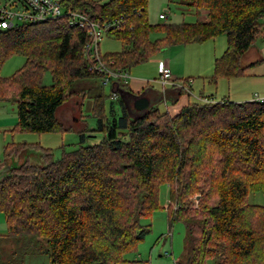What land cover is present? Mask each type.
Wrapping results in <instances>:
<instances>
[{"label":"trees","instance_id":"1","mask_svg":"<svg viewBox=\"0 0 264 264\" xmlns=\"http://www.w3.org/2000/svg\"><path fill=\"white\" fill-rule=\"evenodd\" d=\"M61 2L93 20H119L108 35L121 49L102 54L104 61H114L112 68L129 70L167 46L201 44L224 34L226 48L214 59L211 84L244 76L241 58L264 34V0H179L205 10L207 20L161 24L149 23L147 0ZM154 32L162 36L151 39ZM87 40L86 30L70 27L66 18L0 31V69L12 55L25 59L11 76L0 75V101L12 96L16 102L10 132L74 130L56 112L73 97L90 94L92 86L79 83H101L82 54ZM45 72L50 85L41 83ZM101 86L91 96L90 112L99 142L81 143L88 132L83 124L76 131L80 144L59 159L32 144L4 146L7 163L32 146L41 163L26 158L0 173L3 236L37 237L54 264H121L149 231L141 220L159 208V187L166 183L168 221L185 229V255L178 264H264V202H249L250 193L264 197V100H195L170 114L159 108L166 93L143 89L130 91L127 104L120 99L119 116L113 104L106 112ZM171 89L175 98L183 93ZM135 95L147 97L150 106L136 110Z\"/></svg>","mask_w":264,"mask_h":264},{"label":"rangeland","instance_id":"2","mask_svg":"<svg viewBox=\"0 0 264 264\" xmlns=\"http://www.w3.org/2000/svg\"><path fill=\"white\" fill-rule=\"evenodd\" d=\"M161 14L163 17H160ZM147 18L151 24L193 22L197 19L201 21L207 20L205 10L200 9L195 11V9L181 4L179 0H147ZM161 36L162 34L158 32L151 33L150 35L151 39H156ZM220 48L222 49L220 52L222 54L223 50H225L224 48H226V36L224 34H219L214 39H210L201 44L167 46L156 55L152 56L147 62L131 67L129 71L131 75L129 74V78L133 79V77L142 76L143 74H135L136 69H140L145 71L142 76L145 77L144 79L153 81V78L156 79L159 76L158 62L168 61L172 63L175 68L183 72L186 71V73L189 72L190 74L188 75L192 76H181L178 79L182 80L188 78V83L185 86L190 92L193 87L194 89H198L199 92L200 88L197 87L196 84L191 86V83L193 79H196L197 84L200 83V85H202V80H207V82L211 84L209 79L213 71V57H215V55L219 56L217 49ZM120 49V41L111 35H104L99 42V51L103 55L118 52ZM247 54H245L244 59L249 60L254 59V57L256 59L259 56L257 52L253 50ZM24 60V57L19 54L8 57L1 66L0 75L2 77L11 76L24 64ZM210 63H212V66ZM230 80V86L227 85V80L220 84L216 98L217 101L223 98V96H221L222 94L230 100L235 98V86L232 84L234 81L242 82L240 86H243V92L247 91L248 93L245 97L248 98L247 101L264 99L262 96V91L264 90V84L262 83L264 82L261 79L255 77L254 80H250L248 77L242 79L241 77H236V79L231 78ZM89 82L90 81L79 83V87L87 89L88 86H92L90 94L85 93L86 95L83 100L81 96L73 97L67 104L59 107L56 112V116L66 125H71L74 129L73 131H66L63 133L14 132L12 134L8 133V136L16 143H27L50 149L54 159H59L63 150H73L80 144V138L76 131L84 127L83 124L87 125L86 128L88 132L85 141L81 143L84 145H91L99 142L102 135L95 131L96 120L90 115V112L91 96L100 92L101 83ZM41 83L43 85H50L52 83L49 72L43 74ZM152 85L155 89L159 88L156 83ZM211 85L213 86V83ZM212 86L211 89L208 87V90H212L211 93L213 94L215 90ZM101 87L104 94L108 97L105 103L106 112L109 113V107L113 104L115 113L120 116L122 112L119 96L117 99L112 98L111 86L109 84ZM194 97L197 99L198 96L195 95ZM80 103L82 105H80ZM159 108L160 110L165 109L163 102L159 105ZM79 111H81L82 114V117H80L81 121H75L74 119L76 116H79ZM0 117L4 119L5 124H9L11 128L15 125L17 121L15 97L11 96L6 100L0 101ZM72 124L75 125L73 126ZM34 146L32 147L35 148ZM33 148L26 150L24 154L13 159L12 164L16 165L20 160L26 158L30 161L41 163L39 150ZM1 160H3V157ZM4 166L5 165H3L2 168ZM249 202L253 204H262L264 202V197L260 192L250 193ZM158 203L159 208L154 210L150 217L141 220L142 225L149 226V231L145 234L142 241L137 244L136 250L126 255V261L121 264H178L184 258L186 247L184 225L178 221L170 225L168 221L167 205L169 203V184L163 183L160 185ZM5 233L6 224L3 215L0 213V264H54L50 262L45 252L46 244L44 241H39L37 237L31 238L30 236L11 239L3 236Z\"/></svg>","mask_w":264,"mask_h":264},{"label":"built area","instance_id":"3","mask_svg":"<svg viewBox=\"0 0 264 264\" xmlns=\"http://www.w3.org/2000/svg\"><path fill=\"white\" fill-rule=\"evenodd\" d=\"M160 17H163L161 14ZM66 18L70 27L85 29L88 40L83 46V57L89 69L101 76L103 85L111 87L126 83L129 71L126 69L112 68L113 60L104 61L99 51V42L104 35L119 27V20L97 21L88 15L71 8L61 0H0V31L8 30L17 25L40 24L49 20ZM158 78L154 79L162 88L176 86L190 91L185 85L188 83L175 79L165 61L158 62ZM112 98H117V93L112 91ZM198 101H212L208 97L199 96ZM263 101L264 99H257Z\"/></svg>","mask_w":264,"mask_h":264},{"label":"crops","instance_id":"4","mask_svg":"<svg viewBox=\"0 0 264 264\" xmlns=\"http://www.w3.org/2000/svg\"><path fill=\"white\" fill-rule=\"evenodd\" d=\"M262 22L264 23V20ZM217 50H218L219 56H220V54H221L220 52L222 49L220 48ZM251 50L257 52V54L259 56L256 59H255V57H254V59H249V60L244 59L245 54L249 53ZM245 54L241 58V64H242V66L246 67V70H245V75L242 76L241 79L244 77H248L250 80H254V78L257 77L264 82V34H263V37L256 40V42L250 47V49ZM213 55H214V50H213ZM219 56L215 55V57H213V58L215 59ZM166 64L170 68V71L172 72V76L175 79L176 78L178 79L181 76L182 77L192 76V75H188V74H190L189 72L186 73V71L183 72L182 70L175 68L172 65V63H169L168 61H166ZM210 65L212 66V63H210ZM250 66H252V67H250ZM130 70H131V68L128 71H130ZM144 72H145L144 70L136 69L135 74L136 75H140V74L144 75ZM142 76H136V77H133V79L128 77L129 80L127 79V81L125 83L127 90L131 91L132 93H137L143 89H145V90L150 89L152 91L153 90L160 91V92H162V94H164V96L166 93V96L163 98V100L160 102V104L163 102L165 109L162 111H168L170 114H174V113L178 112L179 109L183 105L187 104L188 102L197 100L196 97H194L195 95H197L198 97L199 96H203V97L208 96L209 99L215 101L217 98V94L219 91L220 84L226 80L228 81L227 85L230 86V83H231L230 79H220V80H218V82L216 84H213V86H212L211 84H209L207 82V80H202V85H200V83L197 84L196 79H193L191 86L196 84L197 87L200 88L199 92H198V89H196V88L194 89V87H193V89H191V92L183 90V93L179 97L175 98V93L171 89L172 86H166L165 88H162L160 86V84L154 80V78L152 81L150 79H144L145 77H142ZM191 78H193V77H191ZM237 79H239V78H237ZM151 83L152 84L156 83L159 86V88L155 89V87ZM232 84L235 86V90H234V97L235 98L230 100L222 94L221 95V96H223L222 99L235 101V102L243 101V100L247 101L248 98H245V97L248 95V93H247V91L243 92V86L242 87L240 86L242 84V82L241 81H234ZM262 84H264V83H262ZM206 86H207V88H206ZM211 86L214 87L213 89L215 90V92L213 91L214 92L213 94L211 93L212 90H208V87L211 89ZM263 89H264V87H263ZM229 90H230V87H229ZM262 92H263L262 96L264 98V90ZM229 96H230V94H229ZM222 99H220V100H222ZM10 129H11V126L9 124H5V120L0 117V173L11 162L10 161L7 163L6 161H4V157H3L4 146L7 143L14 142L13 139L10 136H8V133L12 134V132H10ZM2 157H3V160H1ZM3 165H5V166L2 168Z\"/></svg>","mask_w":264,"mask_h":264},{"label":"water","instance_id":"5","mask_svg":"<svg viewBox=\"0 0 264 264\" xmlns=\"http://www.w3.org/2000/svg\"><path fill=\"white\" fill-rule=\"evenodd\" d=\"M116 89V93L118 94V96L120 97V99L123 101L124 104H127V101H128V96L130 95V91L120 87L118 84L115 86ZM133 94V93H131ZM134 97V100H133V107L136 109V110H145L147 109L150 104H151V101L145 97V96H133ZM11 166H13V164H8L6 166V168H4L2 170V172L6 171L7 169H9Z\"/></svg>","mask_w":264,"mask_h":264}]
</instances>
